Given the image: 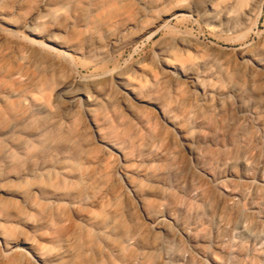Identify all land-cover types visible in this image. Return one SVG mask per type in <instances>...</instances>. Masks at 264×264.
Returning <instances> with one entry per match:
<instances>
[{"label":"rangeland","instance_id":"obj_1","mask_svg":"<svg viewBox=\"0 0 264 264\" xmlns=\"http://www.w3.org/2000/svg\"><path fill=\"white\" fill-rule=\"evenodd\" d=\"M0 264H264V0H0Z\"/></svg>","mask_w":264,"mask_h":264},{"label":"bare ground","instance_id":"obj_2","mask_svg":"<svg viewBox=\"0 0 264 264\" xmlns=\"http://www.w3.org/2000/svg\"><path fill=\"white\" fill-rule=\"evenodd\" d=\"M159 219V218H158Z\"/></svg>","mask_w":264,"mask_h":264}]
</instances>
